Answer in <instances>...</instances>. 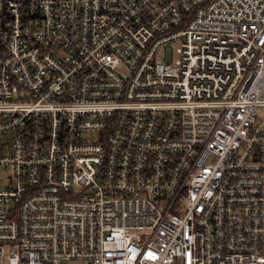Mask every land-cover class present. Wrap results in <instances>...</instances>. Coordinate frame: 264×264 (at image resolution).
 Instances as JSON below:
<instances>
[{"label":"built area","instance_id":"obj_1","mask_svg":"<svg viewBox=\"0 0 264 264\" xmlns=\"http://www.w3.org/2000/svg\"><path fill=\"white\" fill-rule=\"evenodd\" d=\"M2 2L0 264H264V0Z\"/></svg>","mask_w":264,"mask_h":264},{"label":"rangeland","instance_id":"obj_2","mask_svg":"<svg viewBox=\"0 0 264 264\" xmlns=\"http://www.w3.org/2000/svg\"><path fill=\"white\" fill-rule=\"evenodd\" d=\"M2 1L3 0H0V10L2 8V3H3ZM9 175H10V173L8 171H2V176L4 179H7Z\"/></svg>","mask_w":264,"mask_h":264}]
</instances>
